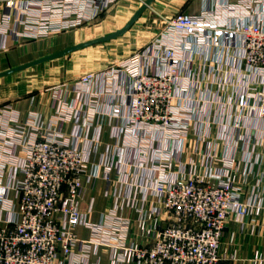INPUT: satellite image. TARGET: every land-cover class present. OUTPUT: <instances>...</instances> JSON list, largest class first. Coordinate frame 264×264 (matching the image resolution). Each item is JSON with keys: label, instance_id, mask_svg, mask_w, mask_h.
I'll return each mask as SVG.
<instances>
[{"label": "built area", "instance_id": "obj_1", "mask_svg": "<svg viewBox=\"0 0 264 264\" xmlns=\"http://www.w3.org/2000/svg\"><path fill=\"white\" fill-rule=\"evenodd\" d=\"M0 2V35L15 32L12 24L16 22L23 26L17 35L40 38L92 22L119 0ZM238 2L234 9L228 8L245 23L233 30L205 12L163 18L167 25L158 43L120 63L106 78L105 92L89 90L95 80L92 73L83 77L78 86L80 102L86 103L85 94L93 109L84 126L79 122L85 113L83 109L77 112L74 103H61L62 110L49 122L37 114L24 121L18 115L5 120L4 113L0 114V222H4L0 225V264H77L76 256L87 264L93 246L99 245L111 249L112 264H220L229 219L234 216L243 223L254 208L261 207L256 200L245 201V185L236 176L243 161L250 166L249 174L262 161L259 156L253 161L249 149L251 143L254 147L264 144V25L253 19L264 0ZM236 34L243 39L238 56L230 55L231 47L224 41L225 35L236 38ZM221 49L228 50V68L217 60L211 81L219 89L232 85L237 97L227 101L194 98L193 90L206 76L199 79L191 73L193 56L202 58L210 51L216 56ZM225 72L244 76V81L229 84L222 76ZM121 80L113 92L115 82ZM254 84L263 88L258 90ZM115 92L121 102L112 116L121 119L115 128L122 144L94 165L90 146L79 142L88 141L85 132L94 121L97 96ZM123 106L126 115L121 112ZM214 110L217 115L210 118ZM68 122H75L69 134L64 130ZM214 124L216 137L210 134ZM198 132L206 149L198 151L197 160L186 161L178 143L183 145ZM220 142L235 153H219ZM239 147L248 153L243 160L236 158ZM127 150L134 157L121 163L118 157H124ZM119 163L135 168L141 181L120 176L116 181L120 190L116 186L106 192L113 202L101 222H90L80 208L84 182L99 178L101 169L103 178L111 182ZM7 168L11 178L5 183ZM11 191L19 199L17 210ZM125 206L140 213L141 242L128 241L131 222L119 213ZM79 225L91 230V239L78 236ZM77 247L82 249L79 255Z\"/></svg>", "mask_w": 264, "mask_h": 264}, {"label": "crops", "instance_id": "obj_2", "mask_svg": "<svg viewBox=\"0 0 264 264\" xmlns=\"http://www.w3.org/2000/svg\"><path fill=\"white\" fill-rule=\"evenodd\" d=\"M238 3V0H119L111 6L108 13L103 16L99 15L86 25L75 30H64L40 38L17 35V32L23 31V26L13 22L12 28L15 32L0 35V46H2L0 49V114L4 113L5 120H10L13 115H18L22 121L30 118L33 114H37L49 122L59 114L58 111L62 110L61 103H71L76 97L75 93L70 92L73 86L69 87L67 84L64 86L63 83L89 72H97L99 76L98 80L90 83L89 90L91 92H105L106 79L102 76L101 70L107 69L111 65L110 58L122 57L123 55L128 57L134 53L133 43H130L128 50L120 51L122 56L118 54V51L115 52L116 45L126 42L129 39V34H133L134 30H137L148 19L149 13L154 12L161 18H165L181 12L192 15L205 12L210 16L215 15L216 18L224 20L228 24V28L233 30L245 23L240 14L229 10V8L234 9V4L238 5ZM2 9L3 3L0 2V19ZM256 9L257 14L253 19L255 22L264 25V14L260 12L264 10V6L258 5ZM225 38V43L231 47L230 55L236 54L238 56L242 46V37L236 34V38H227L225 35L224 41ZM131 40L133 41L132 38ZM112 41H114L115 48L109 49L108 44ZM149 41V39L146 40L135 50L147 51L150 48L147 46ZM103 47H107V50L101 49ZM227 51V49H221L216 56H214L213 51L206 52L202 58L197 54L193 56L194 62L191 73L199 79L203 75L206 76L204 82L199 83V87L193 90L191 95L194 98H208L210 96L217 100L220 98L227 101L237 97V90L232 85L219 89V84L211 81L214 78V67L218 65L216 64L217 60H223L224 69L228 68L225 62L227 61ZM123 52L124 54H122ZM205 59H207L206 62ZM88 60L91 61L90 64ZM74 62H82V64L84 62L80 68L77 66L78 72L76 74L74 71L77 69L74 70V65H72ZM227 70L230 71L231 69ZM242 72L249 73L244 69ZM222 76L227 78L229 84L244 81V76L238 74L225 72ZM122 82L124 80L115 82L113 92L118 91ZM254 88L261 90L263 85L254 84ZM96 100L94 121L90 127L86 128L85 132L88 141L80 139L79 142L81 146H90V160L94 165L98 164L109 152L112 154L117 145L122 144V140L116 136L115 128L116 124L121 123V119L112 116L115 108H117L116 104L121 102V96L116 92L115 95L103 93ZM85 102L84 105L79 106L86 114L88 98ZM121 112L124 115L127 114L126 106L122 107ZM215 115H217L215 110L211 111L210 118H214ZM74 123L68 122L66 124L64 130L68 134L72 133ZM79 123L82 126L85 125L86 116L84 114ZM2 131L0 124V139L2 138ZM210 134L212 137L217 136L218 128L215 124L212 126ZM254 137L255 135H253ZM96 139L99 142H96ZM202 141L203 139L200 138L198 132L193 135V139L184 142L183 145L180 144L181 142L178 143V148H183V159L186 161L191 158L197 160L198 151L201 148L202 150L206 149ZM249 151L253 161L257 156L262 161L260 164H254L253 172L250 174L248 173L250 166L247 165L246 161H243L236 177L241 184L245 185L243 192L245 201L256 200V203L261 207L254 208L245 217L243 223L237 221L234 216L229 219L222 240L220 264H260L262 262L264 264V144H258L254 147L251 143ZM219 153L230 156L235 152L226 150V146L220 142ZM17 154L23 155L22 148L17 150ZM133 155L127 150L124 157L119 156L118 160L123 159L121 163L127 162L129 158L134 157ZM246 157H248V153L239 147L236 158L243 160ZM121 163L113 170L111 182L103 178L102 169L99 178H92L84 182L80 208L82 212L88 214L87 218L90 222H101L103 214L107 212L108 207L113 202V199L106 192L109 188L116 189V181L120 176L141 181L135 168H128L126 164ZM10 178V169L7 168L4 182H9ZM117 189L120 190L119 186ZM137 193L140 204L142 193L140 191ZM10 198L16 204L17 210L19 199L15 191H11ZM119 213L129 218L131 222L128 241L141 242L143 229L140 223V213L130 206L121 208ZM3 218H7L5 213H3ZM3 224L4 222H0V225ZM76 232L81 239L88 240L92 237L91 230L83 225H79ZM80 251L82 249L79 247L75 250L78 255ZM75 259L78 261L77 264H84L79 256H76ZM87 264H112L111 249L105 245L93 246V252L89 256Z\"/></svg>", "mask_w": 264, "mask_h": 264}, {"label": "rangeland", "instance_id": "obj_3", "mask_svg": "<svg viewBox=\"0 0 264 264\" xmlns=\"http://www.w3.org/2000/svg\"><path fill=\"white\" fill-rule=\"evenodd\" d=\"M109 10H107L105 13H102L101 16H103L106 13H108ZM165 18H168V17H165ZM162 21H164V19L161 18L160 16H158L157 14H155L154 12L149 13L148 19L142 24V26H139L137 30H134L133 34L132 33L129 34V37H128L129 39L126 42H122V43L116 45L117 47L115 49V52L118 51V54L120 55V51L128 50L130 48V43H133L134 44L133 45V49H134V53L133 54L140 53V50H135V49H137V46H139L140 44H142L143 42H145L148 39L150 41L147 44V46H150V48H153L154 45L158 43V41H159V39L161 37L162 28L166 29L167 23L162 22ZM75 29L76 28L71 29V30H75ZM132 35H133V37H131ZM131 38L133 39V41L131 40ZM113 42L114 41H112L111 43L108 44L109 47H110V48L108 47L109 49H111L113 47L115 48V46L113 45L114 44ZM101 49H103V50L106 49L107 50V47H103ZM122 54H124V52ZM120 56H122V55H120ZM124 56L125 55L122 56L123 58L119 57V56H117L116 58H110L109 57L110 58L109 61L111 62V65L107 69L101 70V74H102V76L105 79L109 78L111 75L110 76H108V75L112 74L113 70H115L116 68H119V64L123 63L126 60L127 57H124ZM88 62H89V60H88ZM90 62H89V64H90ZM72 65H74L73 69L76 70L77 66H79V68H80V66L84 65V62H83V64H82V62H79V63L74 62V63H72ZM77 72H78V69L76 71H74V74H76ZM91 73L95 76V80H98L99 76H98L97 72H89V73H87L85 75L76 77V78H74V79H72V80H70V81H68L66 83H63L64 86L66 84L69 87L73 86L72 90L70 89L71 90L70 92L76 94V97L73 100V102H74V105L76 104L75 108H76L77 112L82 110V108L79 106V105H82V103L80 102V99L82 98L81 97L82 96V93H81L82 89L81 88L79 89L78 86L83 84L82 83L83 77H87V76H89V74L91 75ZM85 90L87 91V87H85ZM94 93H98V92H94ZM105 94H107V93H105ZM86 97L87 96H85V94H84L83 98L86 99ZM58 99H60V96H58ZM73 102H71V103L73 104ZM92 110L93 109H91V107L88 105V108H86V111H85L86 114H84V115L87 117L88 111L92 112ZM41 120L43 121V119H41Z\"/></svg>", "mask_w": 264, "mask_h": 264}]
</instances>
